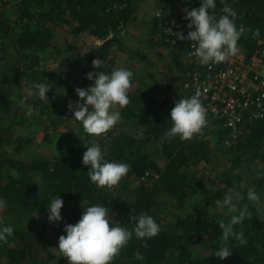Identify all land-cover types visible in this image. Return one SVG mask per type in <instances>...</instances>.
Returning a JSON list of instances; mask_svg holds the SVG:
<instances>
[{
	"label": "trees",
	"instance_id": "trees-1",
	"mask_svg": "<svg viewBox=\"0 0 264 264\" xmlns=\"http://www.w3.org/2000/svg\"><path fill=\"white\" fill-rule=\"evenodd\" d=\"M102 1V14L93 10L97 5L96 0H50L49 4L64 7L62 14L68 11L76 23L73 28L74 33L88 32L97 39L104 40L103 44L88 52L77 54L72 63L73 67L92 62L97 57L106 56L104 51L117 39L115 35L110 40L107 38L108 29L116 28L118 20L128 22L133 14V0H100ZM177 1V0H176ZM184 0H179L182 2ZM33 2L41 9L46 5V0H23L15 8L19 12V20H26L16 40L20 47L45 48L48 44L42 37L40 31H31L28 21H32L34 15L29 10ZM217 15H221L224 7H230L237 12V25H243L248 31L240 38V42L247 57H251L258 49L257 42L264 38V0H216ZM190 9L199 8L200 0H188L186 4ZM111 6H116L112 9ZM109 8L107 11L106 9ZM61 9V8H60ZM5 13V12H4ZM40 15V13L38 14ZM57 17V16H56ZM65 24H70L69 20H63ZM154 22V21H153ZM156 25L153 23V35H156ZM157 46L168 48L172 51L171 57L174 64V72L185 74L189 67L185 63H180L183 57L184 48L182 46L171 48L155 38ZM136 56L145 61L141 54ZM146 62V61H145ZM147 64V62H146ZM184 67V68H183ZM183 69V70H182ZM43 77H51L53 74L43 72ZM167 88L162 93L172 91L173 84H165ZM166 91V92H165ZM130 103L120 109L125 113L127 119H135L140 128L141 135L132 136L122 132V136L107 142L103 151L106 159L127 163L130 171L127 176L137 180V187L133 189L131 199L119 201L118 198L111 197L110 194L100 193L98 188L90 182V166L82 164L83 145L80 140L73 138L70 133H66L65 146L60 148L59 154L52 163L45 159H36L30 162L9 161V167L15 170L20 178L9 176L6 182L0 179V198H3L13 205L29 202L38 213L47 212L46 207L55 196H60L63 201L69 197L74 199V195L84 201L79 215H76V222L79 221L84 209L95 204H102L114 213V223L131 229V217L139 216L141 213L151 215L160 225L161 231L155 238L144 242L133 238L128 245L118 254L119 260L115 264H184L190 257L189 248L198 245L202 250H207L209 258L204 264H264V211L256 210L252 202H249L246 216L242 224L235 227L236 231H243L247 239L246 246H240L234 239L228 242L232 249V255L226 260H219L213 254L224 244L222 232L219 228L221 220L214 217L206 218L207 207L212 198L221 192H226V181L243 182L242 174H246L252 161L264 163V119L255 122L247 128L246 138L239 140L229 146L228 152L232 156L229 168L224 178L212 182L211 190L200 179L190 180L184 170L193 166L199 159L208 161V146L195 139L194 141H181L179 138L167 140L165 133L171 127L170 111L164 110L161 105L154 106L152 96L146 90L136 89L129 91ZM11 108V102L6 90L0 87V112H6ZM21 142V137L19 138ZM152 142L161 143L163 153L167 157L163 167H157L145 152V148ZM16 145V143H15ZM205 157V158H204ZM152 172H155V177ZM257 176H253L252 183L258 182L259 187L264 186V169L258 171ZM38 176L41 190H37L32 177ZM147 176V179L145 177ZM150 185H146L145 181ZM248 180V178L246 179ZM228 185V184H227ZM257 187V188H259ZM256 188V189H257ZM159 191H162L168 199H171L175 208L190 206L192 209L182 214H176L172 219L165 218L155 209L158 202ZM189 194L202 195L199 203H188ZM188 201V202H187ZM178 202L179 204H177ZM242 203L247 202L245 199ZM188 203V204H187ZM194 206V207H193ZM174 208V207H173ZM163 216V217H161ZM171 220L168 225L172 232H167L165 221ZM229 221L223 223H228ZM10 237V241L17 247L5 250V260L0 264H29L34 260V264H62L64 258L56 260L37 259L35 255L29 253L34 248L32 242L22 244L24 229L18 231ZM15 242V243H14ZM40 244V242H38ZM138 254L144 257L143 260L137 258ZM30 255V256H29ZM123 258L124 261H121ZM54 260V261H51Z\"/></svg>",
	"mask_w": 264,
	"mask_h": 264
},
{
	"label": "rangeland",
	"instance_id": "rangeland-1",
	"mask_svg": "<svg viewBox=\"0 0 264 264\" xmlns=\"http://www.w3.org/2000/svg\"><path fill=\"white\" fill-rule=\"evenodd\" d=\"M49 1L46 0V5L42 9L33 2L29 9L34 18L32 21H28V26L31 31H40V34L48 44L45 48H26L20 47L17 44L16 40L19 33L27 23L26 20H19L18 9H13L15 8L13 7L6 10L5 13L0 14V87L7 91L11 102V108L8 111L0 112V179L3 182H6L9 176L20 178L16 171L9 167V161L30 162L42 158L53 163L59 154L60 148L65 146L64 135L66 133H70L73 138L79 139L84 151L87 150L86 147L91 146L94 140L100 144L103 150L107 142L121 137L122 132L132 136L141 135L140 128L136 124L137 121L135 119H127L125 113L122 112L120 123L106 135L96 138L85 133L82 124L73 118L74 113L68 106L71 103L74 107L79 100L75 91L77 88L83 89L94 83V81L86 79L88 72L101 71L110 74L116 68L125 67L135 74L130 90L132 92L138 88L146 90L152 96V101L155 103L154 106L158 107L161 105L166 111V106L159 104L155 99L163 92H160L159 88L160 90L167 89L164 88L165 84L177 82L181 78V73H184L174 72L173 68L175 66L171 57V51L169 52L170 58L164 60L165 62L167 61V65L165 63L162 64L160 58L159 60L156 59L157 56L154 55L157 51H155L152 56V58H155V62L153 61L155 63L154 66L153 64H146V60V62L140 60L136 54L143 53L139 51L129 53L126 50L125 52V48L127 49L128 47H126L124 40L120 39L121 33L122 37L125 38L126 31L128 30H134L137 36H140L142 26L140 20L136 21V16L143 18L147 16L148 12L149 14L150 12L156 14L160 10L167 11L176 4H181L183 1L133 0V14L130 20L125 23L120 18L118 26L114 29L109 28L107 31L109 35L119 34L120 37L104 50L106 56L98 57L105 65V67H101L100 69H94L92 62H89L84 69H81V65L77 67L72 66L74 57L77 54L82 53L83 50H87V52L91 50L93 46L92 40L95 37L88 32L74 33L73 28L76 27V23L70 16V12L66 11L64 12L65 14H62L61 10H64V7L49 4ZM96 1L97 5L93 7V10L101 15L103 12L101 9L102 1ZM111 7L112 9L116 8V6ZM109 8L106 10L108 11ZM39 13L40 15H38ZM63 20H69L70 24H65ZM153 21L154 17L150 19L152 25H150L148 31L145 30L147 39L145 43L141 40L131 41L132 46L136 47L137 50H140V48L145 50L144 44L146 45V42L152 43L155 47ZM148 24L146 23V26ZM153 51L149 52L153 54ZM180 63H185L182 56L180 57ZM43 72L53 74V76L43 77L41 75ZM33 81L49 82L52 85L50 91L46 94L48 103L40 101L35 96L27 97L25 95L23 91L24 87L28 82ZM174 89L178 90L179 88L175 87ZM29 108L33 111L31 117L26 115ZM245 128L246 131L241 135L239 140L246 138L247 126ZM203 133L204 136L202 138L196 136L189 141L198 139L208 146V161L199 159L193 166L185 169L184 173L190 182L200 179L205 183L208 190H211L213 181V184H215L217 180L224 178L228 170L227 168L231 164L232 156L227 150L229 146L226 145V138L222 135L218 124L210 122ZM20 137L22 139L21 142L19 141ZM145 152L155 162L157 167L165 165L167 155L163 153L161 143L152 142L145 148ZM262 169H264V163L252 161L247 173L242 174L245 178L243 182L233 181L229 184L226 181L228 184H226V192H221L212 198L207 207L206 218L214 217L216 220H221L220 222L230 220L232 213H229L227 209L220 207L216 203L218 200H222L229 190L238 192L245 197L244 199L247 202L242 203L241 200L239 207L247 210L249 205V201L246 199L247 192L250 188H254L261 196L262 204L261 206L252 204L256 210L264 211V186L259 187L256 184L258 182L252 183L253 176H257L259 174L258 171ZM152 174L157 177L155 172H152ZM38 178V176H34L31 180L34 182L37 190H41ZM247 178L248 180H246ZM145 179H147V176ZM136 181L126 176L117 186L103 189L98 188V191L110 194L111 197L118 198L119 201H124L125 199H131L133 189L137 187ZM145 184L150 185V182L147 180ZM159 192V200L156 203L155 209L161 215L166 216L165 218L172 219L176 214H182L192 209V207L187 205L175 208L176 204L171 199H168L162 191ZM73 197L74 199H69V197L65 199L61 210L62 221L58 224L49 223L47 219L48 213L41 214L36 212L32 203L26 202L24 204L13 205L12 202L0 198L6 202V207L0 210V225L12 226L14 229L17 228L18 231L24 229L25 234L21 243L25 245L29 241L32 242L34 248L29 253L33 252L37 259L48 260L54 257L56 260H59L63 256L57 249L59 237L66 235L64 232L65 225H75L77 223L75 216L79 215L81 207L85 204L83 200L78 199L75 195ZM188 197L189 202H187L192 203L194 201L193 204L199 203L202 199V195L200 194L194 196L189 194ZM176 203L179 204L178 202ZM113 214L110 211L111 219L114 221ZM170 219L165 221L166 224L164 225L167 226V232H172L170 227H168L172 223ZM15 246L17 247L10 239H8L6 244H0V261L5 260V250ZM189 249L190 257L184 264H204L206 259L209 258L210 253L207 250H202L198 245L190 246ZM118 260L119 256L115 257L112 264L117 263ZM120 260L124 261L123 258H120ZM29 264H34V260H30ZM62 264H68L66 257ZM137 264L139 263L137 262ZM166 264H170V260Z\"/></svg>",
	"mask_w": 264,
	"mask_h": 264
},
{
	"label": "clouds",
	"instance_id": "clouds-1",
	"mask_svg": "<svg viewBox=\"0 0 264 264\" xmlns=\"http://www.w3.org/2000/svg\"><path fill=\"white\" fill-rule=\"evenodd\" d=\"M216 0H200V7L189 10L184 8L185 20L188 21L187 35L183 31L172 33L180 41L195 42L192 46L193 54L201 65L211 67L228 61L240 54L238 42L248 29L243 25L237 27V12L224 7L221 15L216 13ZM94 69L105 67L100 59L92 61ZM134 72L119 67L110 74L107 72H88L86 79L94 83L86 88H77L79 100L75 106L69 103V109L74 113V119L82 124L89 136L100 138L117 126L122 117L119 109L126 108L130 103L129 91L134 80ZM52 85L49 82H28L23 91L27 97H37L48 103L47 93ZM201 92L197 90L190 98L179 99L170 112L171 127L165 133L167 140L179 138L189 141L203 134L209 126L207 109L203 105ZM26 115L31 117L33 111L29 108ZM142 134V133H141ZM82 164L90 166L89 179L97 188H112L127 176L130 166L127 163L109 161L106 153L95 140L86 147ZM264 175V174H261ZM245 197L240 193L229 190L222 200L216 203L232 213L228 223L221 222L224 244L215 252L214 256L223 261L232 255L228 242L232 239L240 246L247 245L243 231H236L235 227L242 224L246 209L239 207ZM246 199L256 206H261V196L250 188ZM63 199L55 196L46 207L49 223L62 221L61 210ZM6 207V202L0 199V210ZM133 227L129 229L114 223L110 216V209L102 204H95L84 209L79 221L64 227L66 235H61L58 250L66 257L68 264H112L115 257L125 248L133 238L144 242L155 238L161 231L157 221L146 213L132 216ZM15 230L12 226L0 225V244H6L13 237ZM138 259L143 260L140 254Z\"/></svg>",
	"mask_w": 264,
	"mask_h": 264
},
{
	"label": "built area",
	"instance_id": "built-area-1",
	"mask_svg": "<svg viewBox=\"0 0 264 264\" xmlns=\"http://www.w3.org/2000/svg\"><path fill=\"white\" fill-rule=\"evenodd\" d=\"M22 1L0 0V14ZM187 3L188 0H184L154 15L156 40L171 48L182 46L184 62L189 67L180 80L173 83V88L178 87V90L161 93L155 99L171 112L179 99L190 98L199 90L209 122L218 124L226 145L230 146L239 141L246 131L245 126L249 128L264 119V38L258 40V49L251 57H247L239 40L241 51L236 57L211 67L201 65L193 54L195 42L177 40L172 34L183 31L187 35L190 30L182 11L191 10ZM199 136L202 138L204 133Z\"/></svg>",
	"mask_w": 264,
	"mask_h": 264
},
{
	"label": "crops",
	"instance_id": "crops-1",
	"mask_svg": "<svg viewBox=\"0 0 264 264\" xmlns=\"http://www.w3.org/2000/svg\"><path fill=\"white\" fill-rule=\"evenodd\" d=\"M154 15H155L154 12H150V14L148 12L147 16H145L143 18L142 17L139 18V17L136 16V18H135L136 21L140 20V22H141L140 24L142 26V31H141L140 36H137L136 31H134V30H128V31H126L125 38L122 37V33H121V38L120 39L124 40V42L126 44V47H128L127 49L125 48V50H124L125 52H126V50L129 53H135L136 51H139L140 53H143L141 55H142L143 58H145V60L147 61V64L149 63V64H153L155 66V63H154L155 62L154 61L155 58H152V56L154 55V52L157 51L156 54L154 55V56H157L156 59L159 60V58H160L161 59V63L162 64L165 63L167 65V61L165 62L164 60L170 58V56H169L170 55L169 52L171 51L170 49H168V48H162L160 46L157 47V44L156 43H155V47H154V45L152 43L146 42V45L144 44V47L146 48L145 50H142L141 48H140V50H137V48L136 47H133L132 46V43H131L132 40H137V41L138 40H141L142 42L145 43V41L147 40L146 39V36H145V34H146L145 30L148 31V28L150 27V25H152L151 24L152 21L150 23V19L152 17H154ZM146 23H149V24L146 26ZM115 35H116L117 39L120 37L119 34H115ZM112 37H113V35L110 34V35L107 36V38L105 40H110ZM103 42H104V40H99V39L93 38V40H92L93 46L91 47V49H95V48L100 47L103 44ZM153 49H154V51H153ZM149 51H153V54L151 52H149ZM85 52H87V50H83L82 53H85ZM151 58H152V60H151ZM95 59H100V58L97 57ZM87 65H88V63L87 64H82L81 65V69H84L85 67H87Z\"/></svg>",
	"mask_w": 264,
	"mask_h": 264
}]
</instances>
